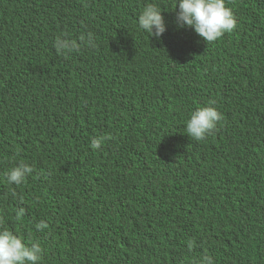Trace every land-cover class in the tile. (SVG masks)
<instances>
[{"label":"trees","instance_id":"obj_1","mask_svg":"<svg viewBox=\"0 0 264 264\" xmlns=\"http://www.w3.org/2000/svg\"><path fill=\"white\" fill-rule=\"evenodd\" d=\"M149 3L160 39L138 29ZM225 5L236 28L206 44L175 0H0V226L41 264H264V0ZM209 105L223 119L195 141Z\"/></svg>","mask_w":264,"mask_h":264},{"label":"clouds","instance_id":"obj_2","mask_svg":"<svg viewBox=\"0 0 264 264\" xmlns=\"http://www.w3.org/2000/svg\"><path fill=\"white\" fill-rule=\"evenodd\" d=\"M175 23L179 28H191L206 44L219 41L226 33L236 28V19L231 8L226 7L225 0H175ZM138 29L156 39H160L167 31L161 8L155 3L147 4L138 17ZM81 45L95 48L93 33L87 32L79 36V42L67 36L57 37L54 48L58 54L70 55L80 51ZM222 114L214 106H203L192 112L185 121L187 136L195 141H203L212 134ZM106 136L93 138L90 147L93 150L101 148ZM34 171L28 163L20 162L10 168L4 176L9 185L20 186ZM22 210L16 212L20 218ZM2 223V222H0ZM48 224L41 220L35 224L37 231H44ZM191 242L189 247L191 248ZM43 248L35 241L26 242L18 234L7 227L0 226V264H41ZM205 264H212V260L204 257Z\"/></svg>","mask_w":264,"mask_h":264}]
</instances>
